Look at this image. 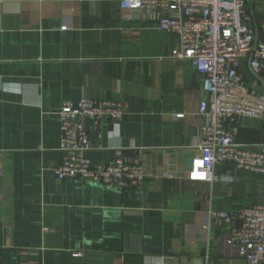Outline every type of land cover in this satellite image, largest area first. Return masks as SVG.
I'll return each instance as SVG.
<instances>
[{"label": "crops", "instance_id": "obj_1", "mask_svg": "<svg viewBox=\"0 0 264 264\" xmlns=\"http://www.w3.org/2000/svg\"><path fill=\"white\" fill-rule=\"evenodd\" d=\"M246 2L256 24L264 0ZM176 44L122 0H0V264H245L210 211L263 203L264 173L220 166L213 182L191 179L208 95L194 66L172 57ZM82 97L127 102L101 141L92 134L101 145L89 155L144 149L143 189L56 175L58 112ZM234 134L264 143V117H244ZM166 160L175 178L162 177Z\"/></svg>", "mask_w": 264, "mask_h": 264}, {"label": "built area", "instance_id": "obj_2", "mask_svg": "<svg viewBox=\"0 0 264 264\" xmlns=\"http://www.w3.org/2000/svg\"><path fill=\"white\" fill-rule=\"evenodd\" d=\"M122 4L143 12L159 29L176 36L172 57L189 61L202 77L208 96L201 101L199 112L206 123L201 128V153L191 161V179L213 182L220 166L264 173V143L242 144L234 134L235 124L244 117H264V86L255 75L257 82L251 84L245 73L246 68L252 69L264 77V17L254 24L246 0H122ZM256 29L259 40L253 48ZM126 113L124 99L64 101L58 112L63 153L56 169L58 178L143 189L148 178L144 149L127 154L116 148L115 158L107 162L89 155L101 145L92 134L101 141L104 123L120 122ZM86 119L92 120L90 126ZM171 166L170 161L163 162L162 177L175 178ZM210 216L230 225L224 235L228 255L242 258L245 264H264V202L240 211L213 209ZM235 221L241 224L236 226ZM144 264L154 263L147 259Z\"/></svg>", "mask_w": 264, "mask_h": 264}, {"label": "water", "instance_id": "obj_3", "mask_svg": "<svg viewBox=\"0 0 264 264\" xmlns=\"http://www.w3.org/2000/svg\"><path fill=\"white\" fill-rule=\"evenodd\" d=\"M256 28H257V27H256ZM258 40H259V33H258L257 29H256V41H255V44H254L253 48L256 47V44H257ZM251 70H252V69H251ZM252 73H253V74L256 76V78L260 81V83L262 84V86H264V77L261 76L260 74L256 73L254 70H252Z\"/></svg>", "mask_w": 264, "mask_h": 264}, {"label": "rangeland", "instance_id": "obj_4", "mask_svg": "<svg viewBox=\"0 0 264 264\" xmlns=\"http://www.w3.org/2000/svg\"><path fill=\"white\" fill-rule=\"evenodd\" d=\"M260 86H261V85H259V87H260ZM259 87H258V88H259ZM261 87H262V86H261Z\"/></svg>", "mask_w": 264, "mask_h": 264}]
</instances>
